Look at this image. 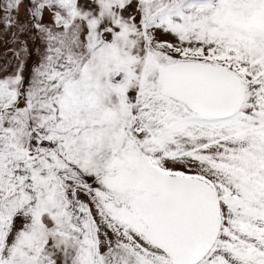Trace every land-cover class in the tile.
<instances>
[{
    "label": "snow or ice",
    "instance_id": "1",
    "mask_svg": "<svg viewBox=\"0 0 264 264\" xmlns=\"http://www.w3.org/2000/svg\"><path fill=\"white\" fill-rule=\"evenodd\" d=\"M0 264H264V0H0Z\"/></svg>",
    "mask_w": 264,
    "mask_h": 264
}]
</instances>
